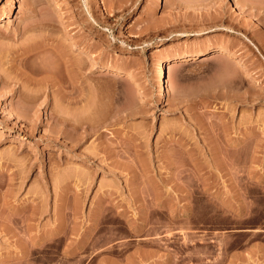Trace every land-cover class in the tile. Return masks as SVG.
<instances>
[{"label":"rangeland","instance_id":"1","mask_svg":"<svg viewBox=\"0 0 264 264\" xmlns=\"http://www.w3.org/2000/svg\"><path fill=\"white\" fill-rule=\"evenodd\" d=\"M0 264H264V0H0Z\"/></svg>","mask_w":264,"mask_h":264},{"label":"bare ground","instance_id":"2","mask_svg":"<svg viewBox=\"0 0 264 264\" xmlns=\"http://www.w3.org/2000/svg\"><path fill=\"white\" fill-rule=\"evenodd\" d=\"M162 1V0H161ZM45 44H36V45H30V46H27V47H24V51L27 52V53H32V52H35L39 49H41L42 47H44ZM158 49L155 48L153 50L154 51H157ZM56 54L58 56V59H60L59 61L62 62L65 66V70L66 72L68 73L69 76H71L75 70H74V67H72L69 63H68V59L65 58V51L63 52V50L59 49L58 47L56 48ZM203 55H206L205 53L203 52H195V53H178L174 56H171V57H165V58H162L160 59L159 61V66L157 67V79L160 83V91H159V96L160 97H163L165 94H166V89H167V85H165V78H166V62L167 61H178V60H187V59H192V58H199ZM109 71H114V70H117V68H115L114 66H111V68H108ZM107 71V72H109Z\"/></svg>","mask_w":264,"mask_h":264}]
</instances>
